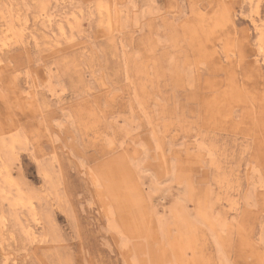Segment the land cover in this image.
I'll list each match as a JSON object with an SVG mask.
<instances>
[{
    "label": "rangeland",
    "instance_id": "1",
    "mask_svg": "<svg viewBox=\"0 0 264 264\" xmlns=\"http://www.w3.org/2000/svg\"><path fill=\"white\" fill-rule=\"evenodd\" d=\"M262 34L264 0H0V264H264Z\"/></svg>",
    "mask_w": 264,
    "mask_h": 264
},
{
    "label": "bare ground",
    "instance_id": "2",
    "mask_svg": "<svg viewBox=\"0 0 264 264\" xmlns=\"http://www.w3.org/2000/svg\"><path fill=\"white\" fill-rule=\"evenodd\" d=\"M62 29V28H61ZM262 35H264V34H262ZM2 162V161H1ZM10 180V179H9ZM14 180V179H13ZM11 182V181H10ZM8 184H9V182H8ZM11 187V186H10ZM17 187V186H16ZM5 190V189H4ZM2 192V191H1ZM1 196V195H0ZM1 198V197H0ZM5 198V197H4ZM13 198V197H12ZM1 201V200H0ZM22 201V198H19V199H17V203L18 202H21ZM28 206H29V208H30V210L31 211H33V212H35V207H34V204H33V202L31 201V200H29L28 202ZM207 210V209H206ZM203 213V212H202ZM121 215L123 216V211H122V213H121ZM203 215V214H202ZM130 220L132 221V217L130 216ZM184 222V221H183ZM5 226V225H4ZM207 227V226H206ZM133 233H134V231H132ZM156 238V237H155ZM129 241H130V239H129ZM129 243V242H128ZM186 246H184V245H182V244H180L179 245V247H177V250H176V255H179L180 257H182V255H184V248H185ZM164 249V248H163ZM192 249V248H191ZM156 250V249H155ZM162 250V249H161ZM160 250V251H161ZM175 250V249H174ZM193 251V250H192ZM197 251V250H196ZM130 253V252H129ZM172 253H173V251H172ZM162 254V253H161ZM197 255V254H196ZM134 257V256H133ZM192 257V256H191ZM196 257V256H195ZM195 259V258H194ZM135 260H137V259H135ZM149 262V261H148ZM180 262H182V261H180ZM184 262V261H183ZM178 263V262H177ZM194 263V262H193ZM178 264H180V263H178ZM185 264V263H184ZM190 264H191V262H190Z\"/></svg>",
    "mask_w": 264,
    "mask_h": 264
}]
</instances>
